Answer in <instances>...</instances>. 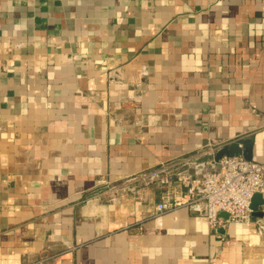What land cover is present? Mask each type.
I'll list each match as a JSON object with an SVG mask.
<instances>
[{"label":"crops","instance_id":"obj_1","mask_svg":"<svg viewBox=\"0 0 264 264\" xmlns=\"http://www.w3.org/2000/svg\"><path fill=\"white\" fill-rule=\"evenodd\" d=\"M237 137L264 162V0H0V264H264V205L129 181Z\"/></svg>","mask_w":264,"mask_h":264},{"label":"built area","instance_id":"obj_2","mask_svg":"<svg viewBox=\"0 0 264 264\" xmlns=\"http://www.w3.org/2000/svg\"><path fill=\"white\" fill-rule=\"evenodd\" d=\"M214 156L212 164L215 168L201 177L184 173V168L195 156H183L161 162L148 171L132 176L129 181L141 178L144 185L159 182L164 186L176 182L187 201L200 206L201 216L211 227L233 222L254 223L251 200L257 192L264 195V162L234 156L223 157L215 163ZM168 208L167 201L160 202L157 213Z\"/></svg>","mask_w":264,"mask_h":264},{"label":"water","instance_id":"obj_3","mask_svg":"<svg viewBox=\"0 0 264 264\" xmlns=\"http://www.w3.org/2000/svg\"><path fill=\"white\" fill-rule=\"evenodd\" d=\"M243 156L247 160H253V141L245 137H237L221 146L215 156L214 161L218 163L223 157ZM264 205L263 194L257 192L251 200V209L254 216H262L259 207ZM223 216L227 214L222 213Z\"/></svg>","mask_w":264,"mask_h":264}]
</instances>
